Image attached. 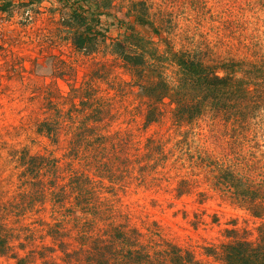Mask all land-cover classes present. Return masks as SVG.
<instances>
[{
    "label": "trees",
    "instance_id": "16d2710c",
    "mask_svg": "<svg viewBox=\"0 0 264 264\" xmlns=\"http://www.w3.org/2000/svg\"><path fill=\"white\" fill-rule=\"evenodd\" d=\"M58 3L61 36L65 35L84 54H111L117 65L129 71L132 81L125 84L140 88L146 123L161 120L169 111L179 126L203 116L224 126V135L231 138L226 146L219 144L223 146L221 152L204 146L197 163L209 167L207 176L216 190L263 222L255 232L239 227L226 229L228 239L205 246V253L223 264H264V170L257 174L259 177L253 173L264 169V152L261 158L258 155L264 137V55L236 58L218 53L208 44L177 47L175 38L169 36L174 26L172 12L154 1ZM191 3L198 14L206 11L202 0ZM27 6L29 9L33 2ZM108 17H115L120 24L119 36H112L110 28L115 23ZM142 27H147L151 35L145 34ZM156 36L162 41H157ZM108 62L99 64V75L109 74ZM115 115L113 104L99 95L90 82L84 87L74 85L70 97L63 101L49 98L47 114L37 123V132L55 144L66 142L68 170L62 166V157L19 150L21 186L28 189L16 204L25 209L38 197L50 196L55 202L65 203L64 198L72 196L79 210L93 215L84 219L79 234L84 242L77 250L63 248V226L57 224V229L50 230L54 238H59L61 258L67 264H208L194 250L168 239L159 228L147 234L135 226L109 222L92 242H85L91 241L89 225L109 219L107 211L111 207L100 200V183L108 179L117 185L129 171L126 162H130L131 155L127 145L134 140L130 133L112 128ZM160 141L148 138L145 155L150 162L141 165V177L145 176V168L154 170L169 158ZM179 148L182 154L187 153L183 151L185 146ZM78 165L84 166V171ZM188 184V179L179 182V196L189 191ZM11 235L0 221V253L9 252L18 264H23L27 259L13 251ZM44 264L58 263L46 259Z\"/></svg>",
    "mask_w": 264,
    "mask_h": 264
},
{
    "label": "rangeland",
    "instance_id": "374dc122",
    "mask_svg": "<svg viewBox=\"0 0 264 264\" xmlns=\"http://www.w3.org/2000/svg\"><path fill=\"white\" fill-rule=\"evenodd\" d=\"M31 1L33 6L28 9ZM153 1L172 12L174 26L169 36L175 38L177 47L208 44L216 52L236 58L264 55V0H202L207 6L202 14L194 10L192 0ZM59 7L58 0H0V221L12 234L13 251L26 257L23 264H44L46 259L67 264L61 258L59 238L50 231L57 229V224L66 230L61 238L64 249L77 250L84 242L79 234L84 221L93 215L79 210L72 196L63 197L65 203L50 196L38 197L29 207L19 208L20 194L28 188L21 186L17 154L26 149L32 154L62 157L67 171L66 142H51L37 132V123L47 114L49 98L63 101L70 97L74 85L84 87L90 82L114 106L112 128L130 133L134 143L127 145L131 156L125 177L117 185L108 179L100 183V200L111 207L109 219L89 225L91 241L85 242H92L109 222L135 226L147 234L159 228L168 239L194 250L206 263L223 264L208 256L205 246L227 240L228 228L255 232L263 222L216 190L207 176L209 167L197 163L204 146L217 152L226 146L231 138L224 135V126L209 116L179 126L169 111L161 120L146 123L140 88L125 84L132 81L129 71L117 65L111 54L87 55L76 50L65 35L61 36ZM108 19L115 23L110 28L112 36H119L117 19ZM142 28L151 35L147 27ZM103 61H109L105 76L97 72ZM150 137L161 140L169 158L154 170L145 168L144 179L140 167L150 162L145 155ZM261 143L260 158L264 137ZM180 145L187 153L180 152ZM78 166L84 171V166ZM262 170L253 173L259 177ZM182 179H188L189 191L179 196L176 187ZM0 264L18 263L7 252L0 253Z\"/></svg>",
    "mask_w": 264,
    "mask_h": 264
}]
</instances>
